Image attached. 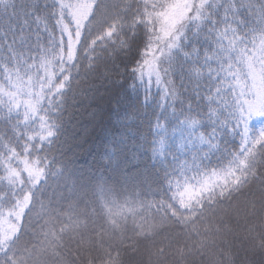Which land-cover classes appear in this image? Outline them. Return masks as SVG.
<instances>
[{
    "label": "snow or ice",
    "instance_id": "6c2138e0",
    "mask_svg": "<svg viewBox=\"0 0 264 264\" xmlns=\"http://www.w3.org/2000/svg\"><path fill=\"white\" fill-rule=\"evenodd\" d=\"M257 194L264 0H0V264H71L70 241L127 264L157 236L202 255Z\"/></svg>",
    "mask_w": 264,
    "mask_h": 264
},
{
    "label": "trees",
    "instance_id": "16d2710c",
    "mask_svg": "<svg viewBox=\"0 0 264 264\" xmlns=\"http://www.w3.org/2000/svg\"><path fill=\"white\" fill-rule=\"evenodd\" d=\"M73 112L70 123L66 128V139L68 144L75 147L78 143V137L82 130L89 124V118L84 112ZM149 117L140 116L139 121L134 124L145 135H148ZM108 136L112 135L109 130ZM64 143V141H61ZM102 137L93 139L85 146V155L91 153V156L97 158L102 153ZM85 156L82 160L90 159ZM154 198V197H150ZM256 207L251 206V199L242 197L235 203L234 208L229 213L228 223L230 227L222 231L219 235L213 236L207 241L208 247L202 255L193 253L187 255L189 246L195 248L197 244L192 240H183L180 237H159L155 240L145 242L140 237H135L133 244L122 249L124 260L127 264H232V257H235L236 264H262L261 242H264V198L257 194L254 197ZM106 243H112L119 246L120 241L107 240ZM68 259L71 264H87L89 251L92 252V258L103 255V249L97 250L95 247L89 249L87 246L77 249L69 242ZM135 246L136 251H130ZM161 246L163 252H160ZM185 249L186 256L179 255L180 248ZM222 250V251H221ZM227 256L229 259H224ZM134 257V259H133Z\"/></svg>",
    "mask_w": 264,
    "mask_h": 264
}]
</instances>
